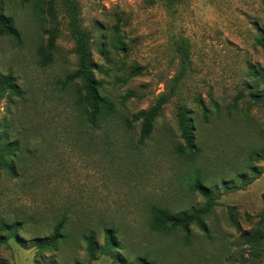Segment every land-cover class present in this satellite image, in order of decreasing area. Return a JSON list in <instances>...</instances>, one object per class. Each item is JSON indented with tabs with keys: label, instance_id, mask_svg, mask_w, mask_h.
<instances>
[{
	"label": "rangeland",
	"instance_id": "rangeland-1",
	"mask_svg": "<svg viewBox=\"0 0 264 264\" xmlns=\"http://www.w3.org/2000/svg\"><path fill=\"white\" fill-rule=\"evenodd\" d=\"M80 26L91 37L100 93L115 111L93 125L79 92L82 80L64 84L78 68L75 40L64 0H0V13L14 19L22 43L0 36V75H12L21 96L0 101V144L18 142L13 163L18 172L0 174V235L4 224L19 223L18 235L0 249V264H123L106 255L91 261L85 236L96 232L103 245L112 228L126 264L150 253L155 264H264V247L254 256L238 245L243 230L264 226V173L245 191L221 195L205 217L211 237L196 225L185 233L150 229L151 207L172 212L201 207L192 190L202 180L239 185L264 161L252 156L264 147V107L248 97L240 111L228 107L246 83L259 82L251 67L264 69V0H71ZM50 30L56 31L53 62L42 66ZM118 37L125 50L114 48ZM104 50V54L101 53ZM264 88V82L260 83ZM169 96L151 136L140 143L141 121L134 115ZM189 111L201 151L188 162L176 150L184 145L180 109ZM264 155V153H262ZM66 218V238L54 249L25 248L49 237Z\"/></svg>",
	"mask_w": 264,
	"mask_h": 264
},
{
	"label": "trees",
	"instance_id": "trees-1",
	"mask_svg": "<svg viewBox=\"0 0 264 264\" xmlns=\"http://www.w3.org/2000/svg\"><path fill=\"white\" fill-rule=\"evenodd\" d=\"M180 1L182 0H165L169 7H174ZM64 2L68 9L71 33L75 40V52L79 59L77 70L65 78L64 84H71L77 80H82L86 94L84 95L81 91L79 92V102L86 108L88 121L93 125H97V121L100 118L111 115L115 111V106L109 98L100 93V83L95 77V72L97 70H102V67L93 59L90 49L92 37L87 30L80 26L76 7L72 4L71 0H64ZM49 32L50 37L46 49L40 51L42 54V66H47L53 62L52 51L55 46L56 31L50 30ZM0 36H8L18 43H22L21 33L16 28L14 19L6 17L1 13ZM259 42L264 49V34L260 35ZM114 48L117 50H125V42L118 37L114 44ZM101 53L104 54L103 49H101ZM250 69L251 74L257 76L260 81L246 83L245 88L249 90L248 94H246L244 89H240L237 92L232 103L228 107L229 115L241 110V103L246 97L252 100V104L244 111L243 114L245 117L250 116L254 107H264V88H259L260 83L264 82V69H256V67H251ZM7 94L21 96L22 90L15 77L12 75H0V101ZM168 99L169 96L161 95L150 109L141 111L133 116V122L141 121L140 143H144L151 136L154 130L155 121ZM189 114V111L185 107L181 108L178 114L184 145H178L176 150L186 161L194 162L201 149L196 143L195 128ZM17 148V141L0 144V174L2 170H7L10 176H18V172L13 163V157H15ZM262 153H264V147L254 149L252 156H256L258 160L261 159L264 161V155H262ZM248 168L255 172L252 177H247L245 174L241 175L242 181L239 185H235L232 181H224L222 192L219 191L218 186H210L202 180L196 181L192 190L198 192L204 198V204L201 207L190 208L188 210L174 213L167 207L153 205L150 210V229L158 234H171L176 231H182L185 233L186 240L190 241L192 238V226L196 225L208 237H211L205 217L218 205V199L220 196L231 192L246 190L250 184L259 179L264 173V167L261 169H255L251 165H248ZM234 208H236V206H231L230 208V220L241 233L238 245L240 247H249L254 252L255 257L260 256L264 247V230L262 228L250 231L243 230L239 219L232 211ZM255 217L259 218L260 223L264 226V210L258 213ZM65 223L66 218H63L57 224L54 233L51 236L37 238L25 248H37L39 250L54 249L59 241L66 238L65 233H63ZM4 228L7 233L6 235H0V249L3 246H9V240L12 238L24 244V241H22V238L18 235V230L21 228L19 223H14L12 225L5 223ZM85 240L87 242L88 256L91 261L96 260L98 255L101 254L111 257L114 262L126 264L127 261L117 254L121 247L116 239L114 229L107 228L105 230L102 246L99 245L96 232L94 231L89 232L85 236ZM149 259L150 253H145L144 255L137 257L136 264H155Z\"/></svg>",
	"mask_w": 264,
	"mask_h": 264
},
{
	"label": "crops",
	"instance_id": "crops-1",
	"mask_svg": "<svg viewBox=\"0 0 264 264\" xmlns=\"http://www.w3.org/2000/svg\"><path fill=\"white\" fill-rule=\"evenodd\" d=\"M260 179V178H259ZM259 179H257L256 181H258ZM241 191H245V190H241Z\"/></svg>",
	"mask_w": 264,
	"mask_h": 264
}]
</instances>
